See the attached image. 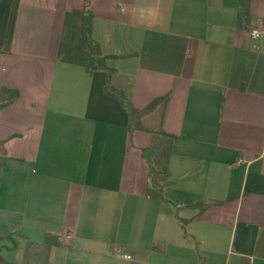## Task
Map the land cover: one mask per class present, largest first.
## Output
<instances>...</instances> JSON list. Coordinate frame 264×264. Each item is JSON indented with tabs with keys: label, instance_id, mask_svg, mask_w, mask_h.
Segmentation results:
<instances>
[{
	"label": "crops",
	"instance_id": "crops-1",
	"mask_svg": "<svg viewBox=\"0 0 264 264\" xmlns=\"http://www.w3.org/2000/svg\"><path fill=\"white\" fill-rule=\"evenodd\" d=\"M239 2L0 0V91L19 92L0 96V258L23 264L51 234L48 264H264V0L241 25ZM87 8L113 86L138 109L166 98L145 129L89 69Z\"/></svg>",
	"mask_w": 264,
	"mask_h": 264
},
{
	"label": "trees",
	"instance_id": "trees-1",
	"mask_svg": "<svg viewBox=\"0 0 264 264\" xmlns=\"http://www.w3.org/2000/svg\"><path fill=\"white\" fill-rule=\"evenodd\" d=\"M89 1V0H87ZM240 15L239 23L246 24L250 20L251 12V0H240L239 2ZM82 24V42L81 48L89 50L92 53L94 64L89 69L90 71L103 70L106 74V85L104 92L106 95H109L112 98L118 100L120 107L127 113L131 122L130 127L132 129H145V126L142 124V118L145 114L149 113L156 104L161 102L163 99H157L153 104L148 108L138 109L136 108L128 97V95L122 89H119L113 86V75L115 70L111 68L109 64V55H105L102 52L101 43L94 37V13L91 9H85L78 12ZM10 93V98L8 101L13 100L19 97L18 90L4 89L0 91V96L5 93ZM3 99V96L0 97ZM0 108L5 106L6 102L0 100ZM176 139V136L164 132V130L159 132H154V141H152L150 157L148 159L150 164V181L149 185L152 193L156 197L162 198L164 196V184L166 179L169 177L168 173V163L172 154V144ZM7 167L6 159L0 157V173H2ZM202 211L205 210V205H201ZM61 244L58 236L48 234L43 244L38 245L33 241H30L27 247V253L25 261L23 264H31L35 259H40V257H45V264L49 263V253L52 248ZM0 262L5 264H14V262L5 261L3 258H0Z\"/></svg>",
	"mask_w": 264,
	"mask_h": 264
},
{
	"label": "built area",
	"instance_id": "built-area-1",
	"mask_svg": "<svg viewBox=\"0 0 264 264\" xmlns=\"http://www.w3.org/2000/svg\"><path fill=\"white\" fill-rule=\"evenodd\" d=\"M263 34H264V32L263 31H261V30H258V29H254L253 31H252V37L254 38V39H258V40H260L261 38H262V36H263ZM242 162V161H241Z\"/></svg>",
	"mask_w": 264,
	"mask_h": 264
},
{
	"label": "rangeland",
	"instance_id": "rangeland-1",
	"mask_svg": "<svg viewBox=\"0 0 264 264\" xmlns=\"http://www.w3.org/2000/svg\"><path fill=\"white\" fill-rule=\"evenodd\" d=\"M154 138V135H153ZM31 264H45V257L42 256L40 259H35L33 262L31 261Z\"/></svg>",
	"mask_w": 264,
	"mask_h": 264
}]
</instances>
